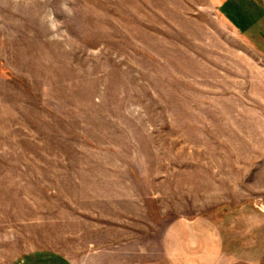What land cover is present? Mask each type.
<instances>
[{
	"label": "rangeland",
	"instance_id": "374dc122",
	"mask_svg": "<svg viewBox=\"0 0 264 264\" xmlns=\"http://www.w3.org/2000/svg\"><path fill=\"white\" fill-rule=\"evenodd\" d=\"M52 259L264 264V0H0V264Z\"/></svg>",
	"mask_w": 264,
	"mask_h": 264
},
{
	"label": "crops",
	"instance_id": "0c3cea01",
	"mask_svg": "<svg viewBox=\"0 0 264 264\" xmlns=\"http://www.w3.org/2000/svg\"><path fill=\"white\" fill-rule=\"evenodd\" d=\"M29 264H67V263L58 259H52L48 261H35Z\"/></svg>",
	"mask_w": 264,
	"mask_h": 264
},
{
	"label": "trees",
	"instance_id": "16d2710c",
	"mask_svg": "<svg viewBox=\"0 0 264 264\" xmlns=\"http://www.w3.org/2000/svg\"><path fill=\"white\" fill-rule=\"evenodd\" d=\"M258 21H261L260 18L258 19Z\"/></svg>",
	"mask_w": 264,
	"mask_h": 264
}]
</instances>
